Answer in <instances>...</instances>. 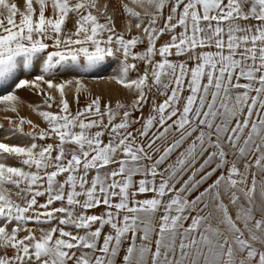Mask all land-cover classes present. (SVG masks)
<instances>
[{
  "label": "snow or ice",
  "instance_id": "obj_1",
  "mask_svg": "<svg viewBox=\"0 0 264 264\" xmlns=\"http://www.w3.org/2000/svg\"><path fill=\"white\" fill-rule=\"evenodd\" d=\"M131 4L0 0V264H264V0Z\"/></svg>",
  "mask_w": 264,
  "mask_h": 264
},
{
  "label": "rangeland",
  "instance_id": "obj_2",
  "mask_svg": "<svg viewBox=\"0 0 264 264\" xmlns=\"http://www.w3.org/2000/svg\"><path fill=\"white\" fill-rule=\"evenodd\" d=\"M12 2L17 3L22 9L23 0H12ZM97 3L100 4L102 8L105 5L107 6L108 13L114 17V22L118 28L121 24L127 23V13L124 12V5L128 4L129 6H132L131 0H97ZM136 10L139 11L140 9ZM114 67V61L105 60L96 68L92 70H85V82L88 84L90 89L104 97H108L110 95L116 97L120 93L122 86L109 79V77L114 73ZM17 78H24L22 69L18 68L14 75L0 78V95H5L10 92L16 93L21 101L17 104L19 115L25 119H31L33 122L38 123L40 122V118L34 110L35 103L38 102V97L29 94L27 91L15 89V81ZM30 105L32 106L30 107ZM32 109L35 113H32ZM9 119L17 120L18 122L16 113L5 111L4 105H0V142L8 143L10 146H23L25 143H28V140L23 137L22 134L14 131L13 125L9 123ZM24 130L27 132L30 129L27 125H25ZM6 159L8 160V164L10 166H22L21 163L13 157H7Z\"/></svg>",
  "mask_w": 264,
  "mask_h": 264
},
{
  "label": "bare ground",
  "instance_id": "obj_3",
  "mask_svg": "<svg viewBox=\"0 0 264 264\" xmlns=\"http://www.w3.org/2000/svg\"><path fill=\"white\" fill-rule=\"evenodd\" d=\"M130 2V1H129ZM23 4V3H22ZM21 4V5H22ZM105 4V3H104ZM113 12V11H112ZM119 17V16H118ZM120 18H121V16H120ZM119 18V19H120ZM123 22V21H122ZM110 86V85H109ZM113 87V86H112ZM32 113H35L34 112V110L32 109ZM33 115V114H32ZM37 116V115H36ZM34 118H36V117H34ZM20 144V143H19ZM0 162H3V163H5L7 166H10L9 164H8V160L7 159H0Z\"/></svg>",
  "mask_w": 264,
  "mask_h": 264
}]
</instances>
